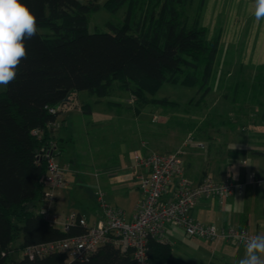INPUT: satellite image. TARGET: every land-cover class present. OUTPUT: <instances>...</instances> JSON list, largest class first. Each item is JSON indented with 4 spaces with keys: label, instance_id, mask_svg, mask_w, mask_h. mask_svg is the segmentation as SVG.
I'll return each instance as SVG.
<instances>
[{
    "label": "trees",
    "instance_id": "trees-1",
    "mask_svg": "<svg viewBox=\"0 0 264 264\" xmlns=\"http://www.w3.org/2000/svg\"><path fill=\"white\" fill-rule=\"evenodd\" d=\"M190 1L21 0L37 17L38 34L25 41L28 56L16 79L0 89V264H139L131 250L110 243L85 261L68 260L63 252L34 258L25 254L28 246L87 230L80 224H54L43 212L57 209L56 199L52 206L45 204L48 162L42 154L54 143L50 149L56 159L61 147L54 133L56 121L63 109L80 106L73 98L77 91L107 97L119 81L131 92L138 111L149 103L178 105L150 96L167 83L199 86L202 97L209 93L221 38L210 37L198 20L188 23ZM103 6L112 12L126 6V18L121 24L108 22L106 31L91 30L90 14ZM138 10L142 14L137 19ZM56 107L57 112L50 111ZM81 107L92 112L89 103ZM95 195L101 211L98 191ZM148 264L190 263L175 254L170 241L152 239Z\"/></svg>",
    "mask_w": 264,
    "mask_h": 264
},
{
    "label": "rangeland",
    "instance_id": "rangeland-1",
    "mask_svg": "<svg viewBox=\"0 0 264 264\" xmlns=\"http://www.w3.org/2000/svg\"><path fill=\"white\" fill-rule=\"evenodd\" d=\"M95 1L101 4L106 2ZM251 3L252 0L189 2L185 10L188 23L193 24L198 20L200 25L207 28L210 37L218 35L221 38L211 90L204 97V89L199 86L167 83L150 96L157 99L168 98L178 105L164 107L149 103L138 112L131 92L123 89L119 81L114 82L111 94L107 97H100L88 90L75 93L73 98L76 102L89 103L93 108L91 113L84 112L71 119L72 127L69 130H72L75 138L72 150L77 153V158L75 170L69 175L68 192L62 195L61 215L79 211L92 218L100 211L92 195L95 189L88 188L85 184L103 177L109 160L120 159L122 153L131 157L134 148L140 149V141L147 139L139 133L142 126L154 127L163 137L180 135V138L184 136L186 139L195 135V138L202 137L209 144L222 141L220 145H224L226 141H230L234 145L240 137L247 138L251 132H255L252 136L258 135L259 141L264 138V20L259 24L255 23L249 11ZM126 9L123 6L112 12L103 6L101 10L90 14V29L106 31L108 22L123 23ZM141 14L142 11L138 10L137 19ZM229 143L226 144L227 149ZM221 153L227 154L226 151ZM243 156L238 154L231 166L241 168ZM199 159L202 161V158ZM121 166L125 168L126 163ZM67 171L66 173L69 172ZM134 180L133 176L125 179L114 177L107 196V200L112 199L113 205L119 206L128 214L133 211L138 191ZM99 189L101 188L98 186L96 191ZM171 225H166V232L174 244L177 256H186L189 263L193 264L202 258L201 251H210L206 239L202 241L204 239L192 237L175 240L170 234Z\"/></svg>",
    "mask_w": 264,
    "mask_h": 264
},
{
    "label": "built area",
    "instance_id": "built-area-1",
    "mask_svg": "<svg viewBox=\"0 0 264 264\" xmlns=\"http://www.w3.org/2000/svg\"><path fill=\"white\" fill-rule=\"evenodd\" d=\"M58 109L60 107L50 108V111L55 113ZM193 141L194 137L190 135L185 139L183 146ZM197 144L204 146L202 142ZM50 146L42 155L46 156L48 162L44 200L45 204L52 206L56 199V190L68 184V167L53 157ZM134 159L136 166L141 169L137 178L142 197L136 204L132 219H127L124 209L108 203L104 191L99 189L97 198L101 205V216L95 222L89 223L85 215L77 211L61 218L57 211L43 209L52 223L65 227L80 224L87 229L84 233L28 246L25 254L34 258L63 252L68 260L85 261L100 246L110 243L121 251L131 250L139 264H148L150 240L170 241L166 232L168 224L182 227L188 237L233 240L242 245L244 239L256 235L247 227L204 223L198 220L193 212L201 198L219 197L224 200L235 191L242 192L247 180L240 182L227 178L215 181L212 177L205 176L198 182H193L183 175L181 149L169 153L136 152ZM257 182L256 174L251 173L248 183Z\"/></svg>",
    "mask_w": 264,
    "mask_h": 264
},
{
    "label": "crops",
    "instance_id": "crops-1",
    "mask_svg": "<svg viewBox=\"0 0 264 264\" xmlns=\"http://www.w3.org/2000/svg\"><path fill=\"white\" fill-rule=\"evenodd\" d=\"M77 103H79L80 106L75 107L71 105L61 112L58 120L56 121L54 132L59 139L58 141L61 146L56 153V160L59 163L68 166L69 172L67 171L68 173H66L67 180L69 179V175L75 170L74 164L76 162L75 159L77 158V153L72 150V143L75 138L72 130H69V128L72 127L71 119L72 117L81 115L85 112L81 107V103ZM139 133L147 137V139L143 138L140 141V149L134 148L131 157H127L126 154L122 153L120 154V159L113 158L112 160H109L110 163L107 164L104 175L101 172L103 177L99 178L98 181L96 179H92V183L85 184L88 188L93 187L96 191L99 186L105 192L107 200L109 189L112 186V180L114 177L125 179L129 176H133L135 179L133 183H135V187L138 190L136 201L133 211L130 214L125 211L127 219H132L136 204L142 197L141 191L138 187L137 178L141 169L135 164V153L139 151L142 154H146L150 151L169 153L181 149L183 159V175L193 182H198L207 175L212 176L216 180H223L228 177H232L239 181L247 180L242 194H235L224 200H220L215 197L201 198L194 207L193 212L195 217L204 223H215L218 226H245L256 235H264V138H261L259 141V137H257L258 135L252 136L255 132H251L247 138L240 137V140L233 143L234 145H232V142L230 141H226V143L223 142V144H225L220 145L222 141H216L213 144H209L204 141L202 137L197 136V140L195 135H193L194 141L183 146L185 141L184 136H182V138H180V135H166L163 137L157 133L154 127L150 128L142 126ZM199 141L204 143L203 147L197 144ZM228 143L229 145L227 149L226 144ZM216 146H219V149L214 151ZM223 151H226L227 154H224L225 152L221 153ZM238 154L244 155L240 162L242 165L241 168L238 166L234 167V165L231 166ZM199 158H202V161ZM214 160H217L216 163L213 162ZM125 163L126 167L123 168L121 165ZM251 173L256 174L258 180L257 183H248V177ZM95 177H99V175H95ZM69 185L70 183L68 180V184L65 187L59 188L55 192L56 211L58 214H60L62 195H65L68 192L67 187ZM92 195L93 198H95V193H92ZM111 200L109 199L107 201L113 205ZM68 213L69 212H65L62 215L60 214L61 218H64ZM82 214L85 215L89 223H92L100 218L101 211L98 210L92 218L87 216L85 213ZM169 229L171 237L173 236L175 240L192 238L185 234V230L182 227L171 225ZM168 238L170 240V236ZM202 239H204L202 241L208 240L210 246L208 251H210L208 253L201 251L200 255L202 258L197 259L193 264H238L239 259L244 256V245L238 242L225 240L219 242L210 239L205 240V238ZM184 259L190 261L189 258H186V256H184Z\"/></svg>",
    "mask_w": 264,
    "mask_h": 264
},
{
    "label": "clouds",
    "instance_id": "clouds-1",
    "mask_svg": "<svg viewBox=\"0 0 264 264\" xmlns=\"http://www.w3.org/2000/svg\"><path fill=\"white\" fill-rule=\"evenodd\" d=\"M255 23L264 20V0H252ZM38 34L37 17L21 0H0V87L7 88L28 56L26 40ZM244 256L238 264H264V235L243 240Z\"/></svg>",
    "mask_w": 264,
    "mask_h": 264
}]
</instances>
